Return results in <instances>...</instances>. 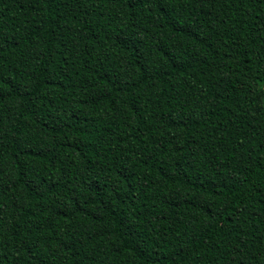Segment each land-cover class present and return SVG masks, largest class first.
Returning a JSON list of instances; mask_svg holds the SVG:
<instances>
[{
  "label": "trees",
  "instance_id": "16d2710c",
  "mask_svg": "<svg viewBox=\"0 0 264 264\" xmlns=\"http://www.w3.org/2000/svg\"><path fill=\"white\" fill-rule=\"evenodd\" d=\"M264 0H0V264H264Z\"/></svg>",
  "mask_w": 264,
  "mask_h": 264
},
{
  "label": "rangeland",
  "instance_id": "374dc122",
  "mask_svg": "<svg viewBox=\"0 0 264 264\" xmlns=\"http://www.w3.org/2000/svg\"><path fill=\"white\" fill-rule=\"evenodd\" d=\"M263 87H264V84H263Z\"/></svg>",
  "mask_w": 264,
  "mask_h": 264
}]
</instances>
